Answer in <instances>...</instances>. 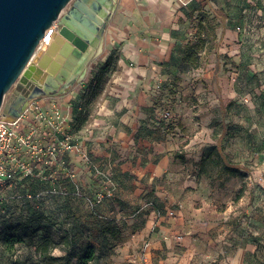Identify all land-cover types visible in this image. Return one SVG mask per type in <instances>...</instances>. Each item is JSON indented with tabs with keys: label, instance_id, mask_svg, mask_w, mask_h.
Returning a JSON list of instances; mask_svg holds the SVG:
<instances>
[{
	"label": "rangeland",
	"instance_id": "1",
	"mask_svg": "<svg viewBox=\"0 0 264 264\" xmlns=\"http://www.w3.org/2000/svg\"><path fill=\"white\" fill-rule=\"evenodd\" d=\"M118 2L115 1L114 13ZM239 8L242 9L238 16L229 17L236 19L238 32H234V37L227 30L231 21L218 20L212 14L195 19L191 43L197 46L196 63L200 65L195 67L188 61L191 74L187 78L165 79L152 86L153 117L182 141L173 153L175 163L206 186L200 196L193 197L199 214H188L186 223L191 229L177 233L172 246L174 251L189 248L191 244H183L184 237H198L199 244L192 248H201V264H264V0L242 2ZM110 47V42L105 41L103 52L89 63L82 82L64 93L47 96L54 109L70 93L75 95L74 101L87 108L98 103L110 74L117 70L119 49L113 48L111 72L95 97L96 83L92 80L105 63ZM13 87L6 93L5 101ZM168 104L176 113V120L162 116ZM34 114L32 110L26 112L20 133L32 130L35 143L47 148L39 152L20 142L17 152L27 162V168L17 169L20 173L16 179L0 192V227L41 216L51 226L52 255L69 252L73 255L70 264H84L80 256L88 245L94 247L95 255L87 264H155L148 252L157 236L147 230L148 225L140 224V237L132 242L129 228L135 222L118 223L100 208V202L114 193L112 186L92 195L81 191L79 196L87 205L68 199L70 192L62 185L66 177L57 170L48 147H58L64 134L73 132L75 127H61L56 122L40 124L33 121ZM90 115L91 111L82 112L81 118L87 120ZM217 145L219 150L214 149ZM59 153L58 148L55 159ZM224 157L238 169L235 174L222 167ZM177 210L178 207L163 209L160 215L173 222ZM106 227L115 233H105ZM194 258L188 257L190 264H195ZM0 264H63V260L45 259L27 243H18L12 250L0 243Z\"/></svg>",
	"mask_w": 264,
	"mask_h": 264
},
{
	"label": "crops",
	"instance_id": "2",
	"mask_svg": "<svg viewBox=\"0 0 264 264\" xmlns=\"http://www.w3.org/2000/svg\"><path fill=\"white\" fill-rule=\"evenodd\" d=\"M255 1L119 0L105 33L111 46L106 58L113 48L119 49L117 70L110 74L98 103L82 110L70 93L59 108H53L49 95L35 97L27 108L26 112L35 111L33 121L40 124L60 116L65 126L75 127L74 146L66 149L60 139L59 156L51 157L66 177L62 185L70 192L68 199L87 205L79 196L81 191L92 195L112 186L114 193L100 202V208L118 223L135 222L129 228L132 242L140 237V224L148 225L147 230L157 236L148 252L155 264H190L189 256L201 264V248H192L199 244L198 237H184L183 244H191L189 248L179 247L175 252L172 246L177 233L191 229L186 223L188 214H199L193 197L200 196L206 186L175 163L173 153L182 141L153 117L152 86L191 74L184 53L195 19L212 14L231 21L227 30L234 37L236 19L229 17L239 15L242 2ZM81 110L91 111L82 123L77 121ZM172 207H178L173 222L160 215ZM134 209L139 211L134 213Z\"/></svg>",
	"mask_w": 264,
	"mask_h": 264
},
{
	"label": "water",
	"instance_id": "3",
	"mask_svg": "<svg viewBox=\"0 0 264 264\" xmlns=\"http://www.w3.org/2000/svg\"><path fill=\"white\" fill-rule=\"evenodd\" d=\"M71 1L0 0V112L17 117L31 99L64 93L83 81L89 63L103 52L116 0H73L61 15ZM55 21L65 36L62 49L67 43L71 45L56 76L51 64L46 69L43 64L58 38V33L50 30Z\"/></svg>",
	"mask_w": 264,
	"mask_h": 264
},
{
	"label": "trees",
	"instance_id": "4",
	"mask_svg": "<svg viewBox=\"0 0 264 264\" xmlns=\"http://www.w3.org/2000/svg\"><path fill=\"white\" fill-rule=\"evenodd\" d=\"M202 26V25H201ZM196 45L192 43H188L184 53V59L186 61L194 64L195 67H198L200 64L196 63L199 61L198 58V50L196 49ZM114 60V53H111L105 63L100 67L99 72L94 76L92 82H95V97L102 90V83L105 80V77L110 74L111 66ZM92 100L89 101L91 103ZM82 106V110L87 108V106ZM81 112L77 116V121L80 123L84 122L85 119L82 120ZM220 146L217 145L214 149L219 150ZM222 167L230 172L231 174H235L238 169L233 167L226 157L223 158ZM105 233H115L114 229H109L108 227L103 229ZM51 226L48 222L43 221V217L41 216H32L28 219H25L20 222H10L6 223L5 226L0 227V243L7 250H12L15 248L18 243H27L29 245L34 246L35 250L40 253L43 258L58 260L62 259L63 264H70L72 260V256L69 252L61 256L52 255V237H51ZM95 249L92 245H88L84 255L80 256L81 261L84 264H87L94 258Z\"/></svg>",
	"mask_w": 264,
	"mask_h": 264
},
{
	"label": "built area",
	"instance_id": "5",
	"mask_svg": "<svg viewBox=\"0 0 264 264\" xmlns=\"http://www.w3.org/2000/svg\"><path fill=\"white\" fill-rule=\"evenodd\" d=\"M26 111L27 109L22 115L17 117L8 116L0 112V192L16 179L20 173L17 169L23 171L27 168V162L17 152L21 141L25 142L29 148L39 150V152H45L47 148L35 143L32 130L26 134L20 133L19 129ZM162 116L166 119L176 120V113L169 104L164 107ZM64 121L62 117L58 116L54 121L51 120L50 122H56L57 125L62 127ZM61 141L66 149H70L74 146L73 133H65ZM48 150L54 155L53 157H56L58 153L57 146L48 147ZM107 194H110V190H108Z\"/></svg>",
	"mask_w": 264,
	"mask_h": 264
},
{
	"label": "bare ground",
	"instance_id": "6",
	"mask_svg": "<svg viewBox=\"0 0 264 264\" xmlns=\"http://www.w3.org/2000/svg\"><path fill=\"white\" fill-rule=\"evenodd\" d=\"M50 30L55 31L58 33V38L54 41L50 51L51 53H47L43 58V64L45 69L51 64L50 70H52L53 74L56 76L58 70L62 66V63L65 61L66 57L70 53L71 45L67 43L64 48L62 46L64 44L65 37L63 34H60L57 23L54 22ZM63 36V37H62ZM45 41V38L42 40L41 43ZM62 49V52L60 50ZM57 56V57H56ZM56 57V58H55Z\"/></svg>",
	"mask_w": 264,
	"mask_h": 264
}]
</instances>
